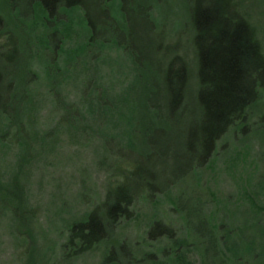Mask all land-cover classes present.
Returning a JSON list of instances; mask_svg holds the SVG:
<instances>
[{
	"label": "trees",
	"instance_id": "obj_1",
	"mask_svg": "<svg viewBox=\"0 0 264 264\" xmlns=\"http://www.w3.org/2000/svg\"><path fill=\"white\" fill-rule=\"evenodd\" d=\"M85 2L31 0L28 25L39 34L37 41L44 48L42 53L50 57L51 69H63L68 57L79 50L84 39L92 38L93 24L79 25L71 20V13L83 7ZM111 3L109 0L107 5L111 11L107 14L110 18L114 16ZM1 4L2 7H10L7 0H0ZM161 5L160 0H150L140 15L155 39L153 52L164 53L166 57L162 70L153 76V83L159 88L162 86L159 98L162 106L152 107V115L150 106L149 114L145 116L150 118L147 123L150 126L147 127L158 122L156 127L160 128L156 136L147 139V144L153 151L149 155L161 165L157 167L155 164L152 174L146 179L141 163L143 153L126 157L120 153L126 168L106 166L110 179L102 187L106 190L100 200L88 209L82 219L54 236L55 240L46 238V243L42 241L46 244L43 250L48 259L46 264H74L81 257L99 250L101 258L98 264H191L192 251L197 252L199 264H264V210L258 204L255 206L253 197L248 198L250 210L255 208L251 215L240 211L232 220H214L204 211L203 205L188 206L178 196L172 210L181 222L183 234L173 224L153 216L136 241L128 242L123 238L121 225L136 216L133 215L136 200H148L152 204L158 195L169 191L179 180L196 170L208 168L215 160L217 146H224L225 142L218 145L223 137H236L245 146L250 138L262 139L264 135V42L262 44L258 39L251 23L229 0H194V7H188L185 13L171 12ZM169 12L171 21L162 23ZM4 26V17L0 15V47L6 41H3L6 34ZM47 30L51 31L52 45L45 38ZM72 32L77 40L70 43L68 39ZM85 32H88L87 37ZM177 35L185 36L184 49L175 37ZM167 37L172 38L171 42L166 41ZM99 48L117 52L118 45L114 47L105 43ZM29 58L30 67L33 60L38 62V67L42 62L32 54ZM30 67L28 63L29 84L17 82L15 86L8 87L7 93L13 101L24 102L25 99L24 104H27L35 98L41 99L37 86L32 84L40 78V73ZM1 81L2 78L0 86ZM28 86L30 90L34 88L32 93ZM62 86L60 82L61 89ZM46 89L48 97L55 95L60 98L57 105L50 102L51 110L60 113L59 120L69 116L83 120L89 117V113L93 114L83 102L85 97L78 99L75 96L74 101H68V96L61 95L60 88L57 91L54 85H46ZM152 90L157 91L155 88ZM39 106L34 108L35 119L34 116L28 118L29 113L22 111L24 107L19 111L13 110L16 112L11 115L14 120H9L4 111L0 112V215L7 218L6 227L11 240L15 241V248L22 251L26 245L31 246L26 254L34 259L31 264H40L43 259L37 258L35 249L39 244L37 230L40 228L36 226L35 207L30 206L25 190L33 161L25 159L14 148L9 135L16 126L19 127L21 120L36 128ZM154 108L163 112L159 113ZM80 129L85 131L87 126ZM54 132L57 134V128L49 127L42 133L45 138H50ZM125 134L127 144H131L134 133L126 128ZM162 151L170 158L163 163L160 158ZM8 157L13 159L10 168L4 166ZM259 162L262 169L256 185L264 190V152L259 155ZM158 168L163 173L158 172ZM22 205L27 213L21 212ZM26 255L21 252L22 258L20 255L11 256V261L4 264H25Z\"/></svg>",
	"mask_w": 264,
	"mask_h": 264
},
{
	"label": "rangeland",
	"instance_id": "obj_2",
	"mask_svg": "<svg viewBox=\"0 0 264 264\" xmlns=\"http://www.w3.org/2000/svg\"><path fill=\"white\" fill-rule=\"evenodd\" d=\"M106 1L86 0L83 7L71 13L73 23L80 25L89 22L95 26V30L92 38L84 39L79 50L68 57V63L59 71L49 67L50 57L42 53L44 48L37 41L39 34L33 32L32 27L28 25L31 0H7L10 7L0 5V15L4 17L6 32L3 38V41L6 40L5 45L0 47V112L4 111L9 120H14L11 115L16 112L13 110L19 111L24 107L22 111L29 113L28 118L34 116L35 119L34 108L40 105L37 112L39 129L20 119L19 127L16 126L9 135L14 148L19 150L25 159L33 161L25 190L30 206L35 207L36 226L40 228L37 230L40 234L39 244L35 249L37 258L40 260L43 257L40 264L48 260L44 256L46 251H43L46 244L42 241L46 243V238L55 240L54 236L82 219L89 212L88 209L100 200L101 194L104 195L106 187L104 190L102 187L107 185L110 179L106 166L126 168L124 160L119 157L120 153L126 157L128 154L142 152L141 163L146 179H149L155 164L157 167L161 165L149 155V152L153 154V151L147 144V139L156 136L160 128L156 127L158 122L147 127L150 126L147 124L150 118L145 117L149 114L150 106L151 115L152 107L162 106V101L159 100L162 86L159 88L153 83V76L156 71L162 70L166 62L164 53L153 52V46L156 47L153 41L155 39L140 16L143 7H147L150 0H110V8L114 13L112 18L107 15L111 11L107 7L109 0L108 3ZM160 1L161 7H167L171 12L185 13L188 7H194V0ZM229 1L234 2L235 7H238L251 23L263 44L264 0ZM171 19L169 12L161 22L169 24ZM50 33L51 31H45V38H48V44L52 45ZM84 35L87 37L88 32ZM175 37L180 40L184 49L185 36ZM76 40V35L72 32L68 42ZM170 40L171 37L166 38L167 42H171ZM105 43L114 47L118 45L117 52L100 49L99 46ZM57 45L59 46L58 43ZM30 54L42 61L39 67L35 60L30 67ZM28 63L32 70L40 73L41 79L38 77L32 84L37 86V94L42 100L35 98L24 104L25 99L24 102L17 99L13 101L7 89L9 86H15L17 82L29 84ZM46 85H54L57 91L60 88L61 95L68 96V101H74L75 96L78 99L85 97L83 102L93 114L89 113V117L83 120H77L75 116L59 120L60 113L51 110L50 102L57 105L60 98L55 95L48 97ZM27 88L31 93L34 91L33 87L32 91L29 86ZM153 88L157 91H153ZM160 108L154 109L162 113ZM82 126H87V129L81 131ZM49 127L57 128V134L54 132L50 138H45L43 133ZM126 128H130L134 133L131 144H127V134L124 136ZM238 140L229 136L220 139L218 145L225 142L224 146H217L215 160L208 168L196 170L194 174L179 180L169 191L158 195L154 203L136 200L133 212L136 216L121 225L123 238L128 239V242L136 241L153 216L173 224L179 229V233L183 234L181 222L172 210L174 200L178 196L188 206L196 203L203 205L204 211L214 220H232L238 217L240 211L251 215L255 208L250 210L249 197L255 198V206L258 204L264 210V190L256 185L262 169L259 155L264 152V135L262 139L250 138L245 146ZM160 158L162 163L170 159L164 151L160 153ZM12 160L11 157L5 158L4 166L8 165L10 168ZM126 166L128 167V163ZM7 170L10 171L8 168ZM24 171L27 173V170ZM159 171L163 173L161 168H158ZM247 178L249 181L245 182ZM25 211L28 212L22 205L21 212L24 214ZM6 220V217L0 215V264L10 262L11 256L13 258L20 255L22 258L21 252L26 255L31 247L26 245L22 251L15 248V241L9 236ZM100 252L99 250L87 254L74 264H98ZM33 261L32 257L25 256V264H31ZM190 261L193 262L191 264H199L197 252L192 251Z\"/></svg>",
	"mask_w": 264,
	"mask_h": 264
}]
</instances>
